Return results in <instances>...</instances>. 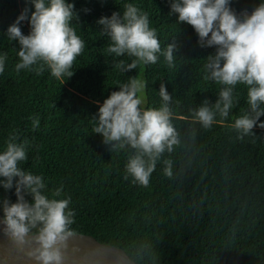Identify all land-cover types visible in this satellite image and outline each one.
<instances>
[{"label":"trees","instance_id":"trees-1","mask_svg":"<svg viewBox=\"0 0 264 264\" xmlns=\"http://www.w3.org/2000/svg\"><path fill=\"white\" fill-rule=\"evenodd\" d=\"M66 2L75 6L78 19L74 16L71 26L85 47L72 76L57 79L46 65L39 75L15 70L19 45L8 39L7 28L26 7L29 15L34 9L31 0H0V55L7 56L0 73V152L10 135L18 134L17 143L27 141V160L19 166L42 176L49 196L62 186L59 198H70L75 212L74 232L121 247L138 264H264V128L238 139L229 127L249 112L247 86L236 85L223 124L217 113L212 127L203 129L191 116L204 101L212 107L219 99L223 86L205 79L204 67L215 47H201L192 27L176 22L172 0ZM261 2L230 0V7L240 14ZM127 3L148 14L162 51L175 45L174 66L160 55L156 64L116 67L134 57L109 53L110 37L97 21L113 12L122 15ZM20 28L25 35L30 31L27 21ZM139 72L146 81L144 107L161 105L164 84L174 115L188 117L173 119L180 144L161 156L147 187L124 179L132 150H112L93 131L100 104ZM259 120L264 122V115ZM165 160L171 161V177L163 173ZM3 199L15 202V187H0ZM25 199L31 202L30 196Z\"/></svg>","mask_w":264,"mask_h":264},{"label":"clouds","instance_id":"clouds-1","mask_svg":"<svg viewBox=\"0 0 264 264\" xmlns=\"http://www.w3.org/2000/svg\"><path fill=\"white\" fill-rule=\"evenodd\" d=\"M31 4V14L26 7L7 28L8 39L19 45L20 62L15 70L31 69L39 75L46 65L57 79L71 77L70 69L85 47L71 26L73 17L78 19L74 4L66 0H31ZM171 12L177 15L178 24L192 27L201 47H215V54L207 57L204 66L205 79L223 86L216 103L209 107L204 101L192 112V120L203 129H210L218 113L219 123L223 124L234 106V89L243 84L247 86L249 112L235 117L229 127L240 134L238 139L253 134L255 127L264 128V122L259 120L264 115V2L251 12L237 14L230 7V0H172ZM23 21L30 26L27 35L20 28ZM97 23L110 37L109 53L134 57L127 65L121 60L117 68L128 71L139 64H156L160 55L169 67L174 66L175 45L169 44L162 51L148 14L134 4H125L122 15L113 12ZM6 59V55H0V73ZM145 89V80L131 77L118 91H112L98 107L93 128L112 150H132L124 179L131 177L133 183L142 187L149 185L161 156L180 144L173 119H188L174 115L169 107L172 97L164 84L159 88L161 105L144 107ZM32 126L33 130L39 127L38 118L32 120ZM17 135H10L5 150L0 152V187H15L16 195L15 202L0 201L2 231L20 250L31 243L25 254L36 264H64L68 242L75 237V212L69 208L70 198H59L62 186L47 195L43 177L19 166L27 160V141L17 143ZM164 164V175L171 177V161L165 160ZM26 195L31 202L25 199Z\"/></svg>","mask_w":264,"mask_h":264},{"label":"water","instance_id":"water-1","mask_svg":"<svg viewBox=\"0 0 264 264\" xmlns=\"http://www.w3.org/2000/svg\"><path fill=\"white\" fill-rule=\"evenodd\" d=\"M0 218L2 214L0 212ZM0 225V264H36L26 256V251L18 249L2 231ZM64 264H138L126 251L116 245L101 242L91 234L75 232L68 242Z\"/></svg>","mask_w":264,"mask_h":264},{"label":"rangeland","instance_id":"rangeland-1","mask_svg":"<svg viewBox=\"0 0 264 264\" xmlns=\"http://www.w3.org/2000/svg\"><path fill=\"white\" fill-rule=\"evenodd\" d=\"M136 77L141 78V79L144 80V76H143V73L142 72H139ZM144 95H145V93H144Z\"/></svg>","mask_w":264,"mask_h":264}]
</instances>
